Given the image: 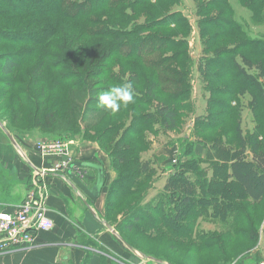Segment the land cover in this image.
<instances>
[{
	"label": "rangeland",
	"instance_id": "rangeland-1",
	"mask_svg": "<svg viewBox=\"0 0 264 264\" xmlns=\"http://www.w3.org/2000/svg\"><path fill=\"white\" fill-rule=\"evenodd\" d=\"M1 1L4 7L8 4ZM110 3L107 9L95 12L89 17L91 24L82 23L86 32L105 28L118 32L116 35L118 39L110 43V48L107 45L93 44L74 27V24H69L65 20L63 24L57 25L56 19L51 23H47L46 18L35 21L20 17L0 19V31L6 29L9 34V40L0 44V67L3 65V59L21 49L20 46H16V39H24L26 36L29 37V33L32 34L30 30H23L25 28L34 31L46 28L45 37L53 36L52 44L58 45L59 52L62 50L70 60L69 68L62 65L52 72L48 69L55 68L51 67L50 63L37 60L20 66L12 75H0V123L11 131L10 134L15 139L28 142L37 152H41L39 144L48 145L58 141L66 145L67 152L77 151L79 147L87 150L92 145L111 171L110 156L114 151L108 141L111 134L98 140L90 131H85V124L92 126L99 122L93 115L100 109L97 107V96L100 92L114 86L115 83L118 85L133 83V76H136L139 84L137 86L133 84L135 94L145 95L149 83L155 81L160 85L155 92V98L147 100L145 96L142 99L143 106L132 103L111 115L112 119L118 121L115 124L120 125L119 132L132 119L137 120L133 129L142 127L140 123L147 125V128L143 127L145 129L138 138L133 131L130 132L129 143L136 147V152L132 153L130 158H139L142 163L149 161L154 170L147 183L150 187L146 190L144 204L162 199L161 195L168 196L164 190L168 177L175 170H179L180 165L187 163L190 156L199 157L202 161L199 167L203 169L207 179H211L213 172L206 159V152L210 148L206 140L212 141L219 137L228 146L227 152H236L238 151L236 126H239V132L243 137L250 135L257 126L264 141L262 102H257L259 110L257 115H254L251 111L249 91L246 90L247 94L243 96L237 93L239 89H243L241 88L243 76L237 68L244 70L245 75L256 76L258 81L264 84V76L259 77L257 70V67H263L264 70V53L260 52L256 44L260 41L264 45V2L111 0ZM9 4L15 6L12 2ZM95 4L98 7L102 5L100 0H90L88 5ZM21 5L19 4V8L26 11V14L33 9L42 11L40 9L45 8L44 5L39 7L34 2H26L25 7L29 8L27 10L22 9L25 7ZM227 23L232 24L230 28L225 27ZM49 29L55 30L54 34ZM64 43L69 46L66 48ZM138 49L143 52L141 59L132 58ZM127 52L131 54L124 57ZM89 56H93L94 59L91 64L85 62ZM241 57L251 61V69L241 62ZM98 59H101L98 65L100 68L111 71V79L97 75L99 68L94 64ZM66 71L75 73L76 76L66 84L54 83L56 76ZM211 73L216 77L213 86L209 80L204 79L206 74L210 76ZM215 84L219 88L216 90L219 93L220 91L227 93L228 90L233 92L232 96L226 94L220 96L217 92L215 94L216 101L230 106L232 104L233 112L230 115L229 111L219 110L221 118L218 119L217 116L215 122H212L209 116L215 117L214 113L218 110L210 114L206 103L210 100L211 91H215ZM175 95L176 101L173 105L177 109L176 125L174 129L164 128L156 115L155 107L160 104L168 105ZM87 98L91 100L85 105ZM41 103H44L45 109L51 111V114L46 116V121L42 115L43 124L37 127L36 123L32 122L33 110ZM53 119L55 123L49 128ZM213 123L221 125L220 128L208 132V127ZM247 158L250 159V155ZM112 174L105 175L103 195L107 193L115 178V174L113 172ZM187 177L190 179V174H187ZM193 188L197 191L196 186ZM238 194L240 195V192H237ZM223 197L225 201L241 207L248 215V226H239L243 229V234L223 236L224 228L212 224L213 220L211 222L207 219L208 216L197 219L198 204L195 202L189 204L186 217L181 218V222L192 227L189 232L180 236L190 234L194 238L196 235L200 237L217 232L220 236L219 247L212 248L213 242L208 240L207 236L199 243L201 246L208 245L209 248L199 251H194L190 242L163 238L146 241L133 233L124 232L122 237L136 247L138 250L135 251L142 257L148 258L146 255H149L165 259L170 262L167 264H264V199L253 204L242 195L233 197L224 194ZM132 201L134 200H128L127 203L131 204ZM162 202L165 203V200L162 199ZM126 209L121 206L117 211H113L110 215L111 221L113 223L122 221ZM146 264L155 263L147 261Z\"/></svg>",
	"mask_w": 264,
	"mask_h": 264
},
{
	"label": "trees",
	"instance_id": "trees-1",
	"mask_svg": "<svg viewBox=\"0 0 264 264\" xmlns=\"http://www.w3.org/2000/svg\"><path fill=\"white\" fill-rule=\"evenodd\" d=\"M5 7L2 5L0 0V19L5 18H22L35 21L42 18H46L47 23L53 22V19H56L57 25L59 23H64V20L69 24H74L84 37L89 39L95 45H107L108 48L111 47L112 41H117L118 37L116 36L118 32H114L109 28L98 29L96 31L86 32L82 23L91 24L92 21H89V17L95 12H101L104 9H107L111 5V0H100L102 5L99 7L95 5H88L90 0H85L79 2L77 0H3ZM149 1V0H145ZM264 2V0H258ZM12 2L15 6H11L9 3ZM26 2H34L37 6L42 7V11H37L35 9L28 11H21L19 4H22V7H25ZM48 3V4H47ZM50 3V5H49ZM19 8V9H18ZM22 9H29L27 7ZM5 11L16 12L14 14L3 13ZM63 20V21H62ZM231 23L225 25L226 28L231 27ZM216 28V26H214ZM213 27V28H214ZM55 29V28H53ZM0 31V44H4L9 40L8 30L1 29ZM12 30V29H11ZM28 34L29 37L24 39H16L17 45L21 49L17 50L14 54H11L8 58L3 59V65L0 67V75L9 76L14 74L16 70L29 62H42L46 61L50 63L49 65L55 71L58 70L62 65L69 68L70 60L68 59L65 53L59 52V46L52 44V37L47 35L45 37L46 28L34 31ZM22 30V31H23ZM54 34L55 30H51ZM126 43V42H125ZM258 44L257 48L260 49V52L264 53V45L260 41L256 42ZM64 46L67 48L69 45L64 43ZM65 48V49H66ZM142 50H137L134 59H141ZM131 52L124 54L130 55ZM7 57V56H6ZM42 60V61H40ZM93 56L87 57L85 60L86 63H92ZM101 59L96 60L95 67H98L97 72L98 76H107L108 79L112 78L110 70L100 68L99 62ZM69 62V64H68ZM241 62L245 66L252 68L251 61L247 58L241 57ZM259 72V77L264 76L263 67H257ZM237 71L240 75L243 76L241 80L242 90H238L237 93L241 95H246V90L250 94V105L252 106V113L257 115L259 106L257 102H262L264 106V84L263 82L258 81L256 76L245 75L244 70L237 68ZM100 72V73H99ZM75 73H70L66 71L60 73L56 76L54 83L66 84L70 79L75 77ZM209 80L211 86L213 82L216 81V77L211 73L207 75L204 79ZM263 78V77H262ZM123 82V79L122 81ZM133 84L137 86L139 81L136 76H133ZM113 83V82H112ZM118 84H114L117 86ZM157 82L151 81L149 87L146 89L145 95L139 96L135 94V102L137 106H143L142 103L143 97L146 96L147 100L155 98V92L159 88ZM111 86L104 89L108 90ZM219 88L215 84V91H211L209 95V101L206 103V106L210 110V114H213L215 111V117L210 115L212 122L218 118H221L219 110H226L230 112V115L233 112L232 104L225 105L223 102L216 101V92L219 93ZM220 96H232V91H226L227 93H222L220 91ZM246 93V94H245ZM184 95V93L182 94ZM218 95V94H217ZM214 96V97H213ZM88 99V98H87ZM176 95L171 98V104L168 105L160 104L155 107L156 115L161 120L164 128L174 129L176 125L177 118V109L173 105L175 103ZM89 98L85 105L90 102ZM44 103H41L38 107L34 108V117L33 121L36 123L37 127L42 126L41 116L46 121V116L51 114V111L45 109ZM50 110V109H49ZM85 111V109H84ZM86 112V111H85ZM85 112L81 116V120L85 115ZM132 112V110H131ZM221 112V111H220ZM239 114L241 112H238ZM218 116V117H217ZM93 117H97L99 122L94 123L90 126L87 123L85 124V131H90L93 137H96L100 140L103 136L111 134L108 141L112 145L113 150L111 152V171L115 174L114 180L111 182L109 190L105 194L104 200V215L103 219L106 224L114 226L116 232L120 235L122 241L134 250H138L136 247L125 238L122 237V233H133L138 238L146 241H154L158 238H163L166 240H175L180 242H190L194 251H199L202 249H207L208 245L201 246L199 241L203 240L204 236H207L208 240L213 242V247H219V235L217 232L208 233L206 235H197L193 238V235L180 236L185 232H189V224L181 222V218L186 217L187 208L189 204L195 202L198 204L196 218L202 216L206 217L212 224H216L224 228L223 236L227 234L228 236H238L243 234V229H240L239 226H248L249 217L245 214V211L241 207L225 201L223 197L224 194L229 196H244L248 198L253 204L259 203L264 199V141L261 137L259 127H255L253 132L247 137H243L239 132L238 127L235 128L236 133V143L238 151L229 153L227 152V145L221 141V139L215 138L212 141H207L210 150L206 152V159L211 165V171L213 176L211 179H207V176L204 174L203 169L199 167V164L202 161L199 157L190 156L187 163L182 164L178 167L179 170H175L170 174L167 179L166 184L164 185V190L167 193V197L161 195L162 199L165 200V203L162 202V199L156 201H150L147 204L143 203V199L146 195V190L150 187L147 186V183L150 180V177L154 174L153 167L149 161L144 163L140 162L139 158H130L132 153L136 152L135 145H130V132L133 131V134L138 138L142 134V130L147 128V125L140 123L142 127L138 129H133V125L137 122L136 119H132L128 125H125L124 129L119 132L120 125L115 119H112L110 112H106L103 108L98 109ZM217 117V118H216ZM223 120L221 124H223ZM55 123V119L49 125V128ZM239 125V124H238ZM213 126V127H212ZM221 125L213 123L208 127V132H213L214 130L220 128ZM145 127V128H143ZM6 130L11 133V131L6 127ZM148 130V129H147ZM116 135V137H115ZM114 136V138L112 137ZM133 143V142H132ZM212 151V153H209ZM221 158H220V156ZM250 155V159L247 156ZM215 156V158H214ZM213 160V161H212ZM216 160V161H214ZM218 162V163H215ZM206 163V162H205ZM188 172V173H186ZM187 174H190V179L187 177ZM195 178V179H193ZM194 180V181H189ZM193 186L197 187V191ZM237 188V190H236ZM143 189V190H142ZM142 190V191H141ZM237 192H240V195H237ZM160 197V198H161ZM134 200L133 203H127L128 200ZM240 199V197L238 198ZM143 203V204H142ZM124 206L126 212L123 214L122 221L113 223L110 219V215L113 211H117L119 207ZM190 222V219H189ZM252 222V219H251ZM220 227V228H221ZM243 228V227H242ZM245 230V229H244ZM246 231V230H245ZM192 234V233H191ZM207 242V241H206ZM207 244V243H206ZM148 258L153 260L163 262L164 264L170 263L168 260H162L154 256L146 255ZM159 264V263H155ZM173 264V263H172Z\"/></svg>",
	"mask_w": 264,
	"mask_h": 264
},
{
	"label": "crops",
	"instance_id": "crops-1",
	"mask_svg": "<svg viewBox=\"0 0 264 264\" xmlns=\"http://www.w3.org/2000/svg\"><path fill=\"white\" fill-rule=\"evenodd\" d=\"M8 134L13 143L0 128V211L13 212L29 191L35 198L41 193L54 227L38 233L26 248L12 251L0 248V264H146L134 249L135 253L127 249L114 226L105 223L103 193L92 202L66 174L48 172L65 160L94 161L101 164L105 175H111L95 147L91 145L87 150L79 147L77 151L66 152V156L42 155L28 142ZM36 171L45 175L36 176ZM78 171L73 169L75 175ZM86 171L80 181L90 188L95 179L93 171Z\"/></svg>",
	"mask_w": 264,
	"mask_h": 264
},
{
	"label": "built area",
	"instance_id": "built-area-1",
	"mask_svg": "<svg viewBox=\"0 0 264 264\" xmlns=\"http://www.w3.org/2000/svg\"><path fill=\"white\" fill-rule=\"evenodd\" d=\"M42 155L66 156V145L61 142L51 144H39ZM38 146V147H39ZM17 150H19L17 148ZM17 153H20L17 151ZM72 161L65 160L53 165L49 169L50 173H64ZM76 176L81 180L86 176V171H78ZM34 175H45V172L36 171ZM65 177V176H64ZM44 196L38 193L35 198L34 193L29 191L24 202L13 212L0 211V243L1 249L16 250L28 247L34 236L41 232H49L53 229L52 219L47 215L44 204ZM142 259V256H139ZM141 263V262H140Z\"/></svg>",
	"mask_w": 264,
	"mask_h": 264
},
{
	"label": "water",
	"instance_id": "water-1",
	"mask_svg": "<svg viewBox=\"0 0 264 264\" xmlns=\"http://www.w3.org/2000/svg\"><path fill=\"white\" fill-rule=\"evenodd\" d=\"M0 128L5 133V135L10 139L11 143H13V140L11 136L8 134V132L5 130L3 125L0 123ZM79 169V170H91L95 172V181L92 187L87 188L80 179L73 173V169ZM67 178L74 183L76 187L82 192V194L90 201L95 202L100 196L103 191L104 185H105V174L104 169L101 165L89 162V161H73L71 162L65 172ZM125 244V243H124ZM127 249H129L132 253H135V251L130 248L128 245L125 244ZM144 261H151L154 263L164 264L163 262L153 260L152 258H144L142 257Z\"/></svg>",
	"mask_w": 264,
	"mask_h": 264
},
{
	"label": "clouds",
	"instance_id": "clouds-1",
	"mask_svg": "<svg viewBox=\"0 0 264 264\" xmlns=\"http://www.w3.org/2000/svg\"><path fill=\"white\" fill-rule=\"evenodd\" d=\"M135 92L133 83L112 86L106 91H102L97 96V107L103 108L106 112L115 114L122 108L135 102Z\"/></svg>",
	"mask_w": 264,
	"mask_h": 264
}]
</instances>
